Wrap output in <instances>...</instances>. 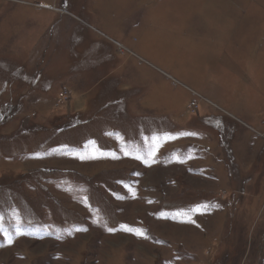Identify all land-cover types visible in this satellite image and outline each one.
<instances>
[{
	"label": "rangeland",
	"instance_id": "374dc122",
	"mask_svg": "<svg viewBox=\"0 0 264 264\" xmlns=\"http://www.w3.org/2000/svg\"><path fill=\"white\" fill-rule=\"evenodd\" d=\"M0 229V264H264V0H0Z\"/></svg>",
	"mask_w": 264,
	"mask_h": 264
},
{
	"label": "snow or ice",
	"instance_id": "6c2138e0",
	"mask_svg": "<svg viewBox=\"0 0 264 264\" xmlns=\"http://www.w3.org/2000/svg\"><path fill=\"white\" fill-rule=\"evenodd\" d=\"M182 135H183V137H192V136H196L197 133H195V132H184ZM179 138H181V134L169 133V134H167L164 142L167 143V142H169V140H175V139H179ZM153 140H159V137H153ZM160 146H162V145H160ZM158 151H159V148H155L154 150L152 148H150L148 150V152L146 153V156L143 158V163L145 165H147V166H151V164L156 163L157 162ZM37 158H41V157H37ZM75 158H78V159H81V160L85 159L84 156H78V157H75ZM88 158H90V159H104V158H107V157H105L103 155L102 150L97 149V151L94 152ZM111 158L115 159L117 157L115 155H113ZM135 158L136 159H141V157H139V156H137ZM194 158H196V157L193 156V155H188V156H184V157H181V156L177 155V156H174L172 158V162H175V163H187L189 160L194 159ZM209 207H211L210 204H204V205L201 206V208L205 209V210L207 208H209ZM196 211L198 212V214H207L206 211H200V209H197ZM177 216H188L189 217L187 220H181L180 222H184V223H194L195 222L194 219L191 218V216H190V214L188 212H183V213L178 212ZM80 230L86 231V229H80ZM123 230L124 231H129V232L133 231V229L128 227V226H125ZM0 231H2V229H0ZM107 231L111 233V232L114 231V229L113 228H108ZM135 234L141 235V236L144 235V233L142 231L141 232H136Z\"/></svg>",
	"mask_w": 264,
	"mask_h": 264
}]
</instances>
